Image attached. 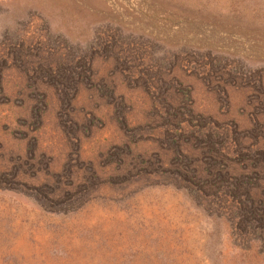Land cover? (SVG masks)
Wrapping results in <instances>:
<instances>
[{
	"label": "rangeland",
	"instance_id": "rangeland-1",
	"mask_svg": "<svg viewBox=\"0 0 264 264\" xmlns=\"http://www.w3.org/2000/svg\"><path fill=\"white\" fill-rule=\"evenodd\" d=\"M0 264H264V0H0Z\"/></svg>",
	"mask_w": 264,
	"mask_h": 264
}]
</instances>
